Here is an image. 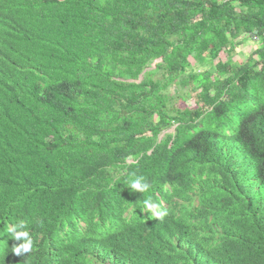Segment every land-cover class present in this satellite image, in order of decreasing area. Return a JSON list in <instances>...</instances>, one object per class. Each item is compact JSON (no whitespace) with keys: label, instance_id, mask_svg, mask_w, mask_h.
<instances>
[{"label":"trees","instance_id":"16d2710c","mask_svg":"<svg viewBox=\"0 0 264 264\" xmlns=\"http://www.w3.org/2000/svg\"><path fill=\"white\" fill-rule=\"evenodd\" d=\"M0 264H264V0H0Z\"/></svg>","mask_w":264,"mask_h":264},{"label":"clouds","instance_id":"9594fccd","mask_svg":"<svg viewBox=\"0 0 264 264\" xmlns=\"http://www.w3.org/2000/svg\"><path fill=\"white\" fill-rule=\"evenodd\" d=\"M130 190L133 192L147 193L150 184L146 182L144 177H136L129 180ZM154 208V204L152 203L150 198H146L143 201V210L150 213ZM167 215L166 211H158L155 213L157 219L162 220L164 216ZM9 233L15 240L21 241L19 244H16L12 251L17 254H25L32 251L33 248V240L29 234V231L26 228V224L24 221H20L14 227L9 229Z\"/></svg>","mask_w":264,"mask_h":264},{"label":"rangeland","instance_id":"374dc122","mask_svg":"<svg viewBox=\"0 0 264 264\" xmlns=\"http://www.w3.org/2000/svg\"><path fill=\"white\" fill-rule=\"evenodd\" d=\"M254 45L255 44H252L250 47L248 48H245L244 47V50H242V52H238V50H235V55H234V59L236 60H240L241 58H243L245 55L244 54H247L249 52H251L254 48ZM226 55H223V59H225ZM244 59V58H243ZM210 70H213V68H210ZM175 88H180V86H173L171 89H170V92L171 93H174L175 92Z\"/></svg>","mask_w":264,"mask_h":264},{"label":"crops","instance_id":"0c3cea01","mask_svg":"<svg viewBox=\"0 0 264 264\" xmlns=\"http://www.w3.org/2000/svg\"><path fill=\"white\" fill-rule=\"evenodd\" d=\"M248 41H249V40H248ZM248 41L245 43V46H244L245 48H248V47H250V46L252 45V43H250V42H248Z\"/></svg>","mask_w":264,"mask_h":264}]
</instances>
